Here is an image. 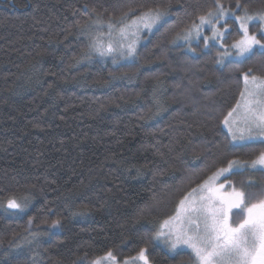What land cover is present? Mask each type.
<instances>
[{
  "label": "trees",
  "instance_id": "obj_1",
  "mask_svg": "<svg viewBox=\"0 0 264 264\" xmlns=\"http://www.w3.org/2000/svg\"><path fill=\"white\" fill-rule=\"evenodd\" d=\"M241 2L264 9V0ZM167 3V30L149 35L132 62L77 63L89 44L78 23ZM212 3L0 0V189L31 197L25 212L0 207V264H93L109 251L122 263L143 248L151 264H192L190 253L156 243L157 229L215 166L264 150L233 145L222 123L241 74L264 76L259 51L219 65L216 47L194 56L173 42ZM255 175L264 179L243 171L232 180Z\"/></svg>",
  "mask_w": 264,
  "mask_h": 264
},
{
  "label": "snow or ice",
  "instance_id": "obj_2",
  "mask_svg": "<svg viewBox=\"0 0 264 264\" xmlns=\"http://www.w3.org/2000/svg\"><path fill=\"white\" fill-rule=\"evenodd\" d=\"M170 9L171 3L140 11L129 7L119 18L105 22L97 17L94 30L78 23L89 36V44L77 63L92 56L111 57L113 63L137 58L142 34L151 33L154 28L166 29ZM232 25L236 26L238 38L228 42L226 34L231 37ZM205 28L211 35H205ZM179 40L188 44L193 52L196 51L191 46L193 40L202 43L204 48L212 41L213 47L222 49L216 59L221 65L225 60L232 63L251 60L257 54L254 49L264 57V9L250 12L241 0L228 6L222 0H213L205 12L197 14L175 33L173 42ZM241 79L240 100L224 116L223 126L233 145L264 144V76L249 69L241 74ZM249 169L264 172V150L250 162L229 160L225 166H215L202 182L182 194L175 214L163 220L155 239H163L176 254H179L178 249L190 250L192 264H264V187L259 192H246L232 180L234 174ZM191 181L192 177H186L187 183ZM249 187H253L251 182ZM0 197H3L0 207L19 212H25L31 202L29 195L13 190L0 189ZM59 224L56 220L51 226ZM102 259L117 264V258L110 251ZM130 259L134 264H150L147 248ZM93 264H100V259ZM124 264L129 261L125 260Z\"/></svg>",
  "mask_w": 264,
  "mask_h": 264
},
{
  "label": "rangeland",
  "instance_id": "obj_3",
  "mask_svg": "<svg viewBox=\"0 0 264 264\" xmlns=\"http://www.w3.org/2000/svg\"><path fill=\"white\" fill-rule=\"evenodd\" d=\"M232 10H235V9H232ZM166 18H167V17H166ZM254 23H255V22H254ZM235 28H236V26H235V25H232L231 28H230V31H231V32L234 31ZM156 29H157V28H154V29L152 30L151 33H147V32H145L144 34H142L141 39H140V42H139V44H138V46H137V49H138L139 45H140L141 43L145 42V41L147 40V37H148L149 35H151ZM93 30H94V26H93ZM250 30H252V26H250ZM204 31H205V35H211L210 31H209L207 28H205ZM228 38H229V37H228V34H226V40H227ZM228 42H231V41H228ZM141 45H142V44H141ZM175 45H177V46H183L187 52H189L190 54L196 56V55L199 54L200 51H201V52H204V51L209 50V48L213 46V42H212V41H209V47H208V48H204L202 43H197L195 40H193V41L191 42V46H192V48H195V49H196L195 52L190 51V50H189V47H188V44H186L183 40L176 41V42H175ZM216 48L218 49V51H222V49H219L218 46H216ZM256 51H259V50L254 49V52H256ZM101 59H103V58H100L99 56H92L91 61H92V60H101ZM105 59H106L105 62H107V60H110L109 62H111L112 64H114V65H119V64H124V63H128V62H132L135 58H133V59H120L117 63H113L111 57H108V58H105ZM101 61H102V60H101ZM103 62H104V61H103ZM229 62H230L229 60H225L224 64L229 63ZM224 64H223V65H224ZM219 65H221V64H219ZM239 100H240V99H239ZM234 115H235V114H234ZM250 143H259V142H250ZM238 146H239V145H238ZM248 171H249L250 173H251V172H252V173H255V172H261L260 170H251V169H249ZM240 172H243V171H240ZM263 174H264V172H263ZM249 182H251V184L253 185V187H251V188L249 187ZM237 187H243L244 190H245L246 192H250V191H251V192H259V191H260V188H261V187H264V179H261V178L257 177L256 175H255V176H248V177L245 178V181H243V182H239V184L237 185ZM161 225H162V224H161ZM161 225H160V226H161ZM160 226H159V228H160ZM159 228H158L157 230H159ZM154 239H155V236H154ZM155 242L158 243L160 246H162V247L164 248V250H166V251L169 252L170 254H175V253H173V252H171V251L169 250L168 246H167L165 243H163V239H161V240H156V239H155ZM27 245H28L27 242L24 243L25 248H26ZM28 246H31V245H28ZM22 247H23V246H22ZM29 248H30V247H28V249H29ZM183 251L190 253V250H186V249H178V250H177V252H183ZM128 261H129V264H134V262H133L131 259L128 260ZM100 264H112V262H111L110 260L100 259ZM117 264H124V262L120 263V262L117 261ZM150 264H151V263H150Z\"/></svg>",
  "mask_w": 264,
  "mask_h": 264
},
{
  "label": "bare ground",
  "instance_id": "obj_4",
  "mask_svg": "<svg viewBox=\"0 0 264 264\" xmlns=\"http://www.w3.org/2000/svg\"><path fill=\"white\" fill-rule=\"evenodd\" d=\"M240 146V145H239Z\"/></svg>",
  "mask_w": 264,
  "mask_h": 264
}]
</instances>
